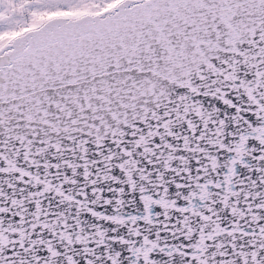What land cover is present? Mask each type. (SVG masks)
<instances>
[{
  "label": "snow or ice",
  "instance_id": "1",
  "mask_svg": "<svg viewBox=\"0 0 264 264\" xmlns=\"http://www.w3.org/2000/svg\"><path fill=\"white\" fill-rule=\"evenodd\" d=\"M0 264H264V0H0Z\"/></svg>",
  "mask_w": 264,
  "mask_h": 264
}]
</instances>
